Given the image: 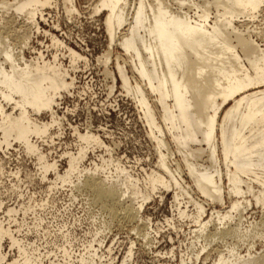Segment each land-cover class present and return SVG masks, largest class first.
<instances>
[{
  "label": "bare ground",
  "instance_id": "1",
  "mask_svg": "<svg viewBox=\"0 0 264 264\" xmlns=\"http://www.w3.org/2000/svg\"><path fill=\"white\" fill-rule=\"evenodd\" d=\"M54 1L0 0V150L17 145L35 158L33 174L17 169L6 176L0 163V264H101L94 248L103 244L99 229L78 245L70 225L56 222L52 194L60 190L68 193L70 204L87 197L84 205H98L108 221L118 215L134 222L144 245L151 242L152 227L141 215L144 205L157 192L160 199L170 192L177 219L191 224L196 245L203 242L194 260L214 241L232 239L235 243L227 244L225 252L211 250L216 252L213 264H243L239 241L264 240L259 231L264 213L262 223L245 227L242 221L252 202L264 212V47L244 21L256 20L264 0H98L93 7L94 13H105L109 48H119L126 57L123 65L114 59L118 79L155 145V169H141L142 178L118 160L95 155L94 145L101 148L102 142L89 131L76 132L77 148L63 153L61 169L34 140L49 135L56 100L70 84L55 57L52 62L41 56L25 59L26 29L14 33L17 52L3 33L9 10L21 15L29 30L41 31L43 11ZM42 113L50 114L49 123L40 121ZM91 153L95 160L86 166ZM32 184L44 185L41 193H25ZM191 192L210 203L211 210ZM11 195L12 205L3 202ZM165 222L174 229L173 217ZM98 224L106 229L103 219ZM74 243L81 247L76 253ZM128 248L120 264L131 259L133 243ZM263 262L264 255L252 259L253 264Z\"/></svg>",
  "mask_w": 264,
  "mask_h": 264
},
{
  "label": "rangeland",
  "instance_id": "2",
  "mask_svg": "<svg viewBox=\"0 0 264 264\" xmlns=\"http://www.w3.org/2000/svg\"><path fill=\"white\" fill-rule=\"evenodd\" d=\"M97 3L98 0H55L44 9V21H39L41 28L39 32L32 28L29 30L25 23L22 24L23 17L13 16L12 10H9L5 20L8 23V29L4 31L3 37L17 52L18 42L14 33L26 29V31L23 30L27 34V43L23 50L25 59L30 60L41 56L43 61L52 62L55 57L57 65L66 73V82L70 86L66 91L59 93L56 100V106L53 108L55 123L49 130L48 136L39 138V142L38 139H34L43 149L48 160H56L60 169L65 167V159L61 156L65 152H75L78 144L76 132L84 134L89 131L98 136L102 142L101 148L94 145L95 155L103 154L106 159L118 160L121 165L131 170L133 175L142 178L144 174L141 169L148 172L155 169V145L149 137L148 129L135 101L133 98L131 100L130 96H126L122 89L114 59L119 57L120 64L123 65L126 57L119 48L115 46L109 48V38L103 25L105 13L93 12V7ZM255 18L256 20L250 19L252 22H248V19L244 21L248 24L247 27L254 30V35L252 34L254 40H257L263 48L264 10ZM68 50L74 51L78 57H72ZM105 55L110 58L106 63ZM125 70L127 76L132 79L128 65ZM38 118L42 123H49L51 120L49 113H42ZM20 152L21 149L17 145L9 150H0V163L3 162L6 176L17 169H20L19 171L22 169L21 174L35 172V158ZM94 160L91 153L84 164L87 166ZM183 179L186 187L189 180ZM5 184H8L6 179ZM32 185L26 189L25 193H41L40 187L44 185L36 187ZM60 192L52 194V196L55 195L53 197L55 211H58L56 222L66 221L70 225L72 235L80 240L79 244L74 243L75 253L81 249V247L78 249V245L89 242L99 229L101 232L99 240H103V244L99 248L95 243L94 248L98 249V255L103 258L101 264H108L109 257L110 264H120L131 243L134 246L132 257L126 264H181V261L184 264H213L216 258L214 251L225 252L227 244L235 243L232 239L224 242L216 240L217 242L214 241L197 261L194 260L193 254L199 251L203 242L199 241L196 245V241L192 239L189 232L192 230V228L189 229L191 224L177 219L170 192L163 193L162 199L157 192L151 201L144 205L141 212L143 218L149 219L152 225L151 230H148V232L151 231L149 245H144L140 241L142 237L134 222L126 223L118 215L108 221L106 215L104 216L97 207L98 205L91 207L84 205L87 203V197L78 196L79 202L70 204L68 195L66 196L68 193L65 190ZM191 194L194 199L205 203V200L195 192ZM247 199L250 200V197L247 196ZM186 201L187 199L184 203ZM3 202L12 205L14 196H4ZM206 204V208L211 210L212 205L208 202ZM188 206V210L191 211L193 207L190 204ZM227 206L228 200H224L223 207ZM215 207L217 210L221 209L218 205ZM262 213H264L262 209L252 202L251 206L243 212V225L246 227L249 224L262 223ZM172 217L174 229L167 226L165 222L166 218L172 219ZM48 218H51L50 215ZM101 219L104 220L106 229L98 224ZM51 222L52 226L56 225L55 220ZM152 229L157 231L158 235H155ZM259 231L264 233V222L259 227ZM30 237L33 240L35 238ZM109 247L111 251L107 252ZM214 248L215 250L211 251ZM171 250H173L172 254ZM238 252L243 257L240 262L253 264L252 259L264 255V240L256 237L253 240L239 241Z\"/></svg>",
  "mask_w": 264,
  "mask_h": 264
}]
</instances>
